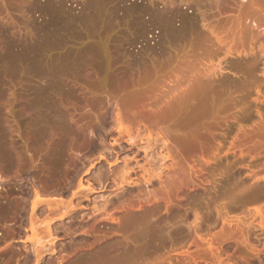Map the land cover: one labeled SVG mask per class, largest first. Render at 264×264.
<instances>
[{"label":"rangeland","instance_id":"obj_1","mask_svg":"<svg viewBox=\"0 0 264 264\" xmlns=\"http://www.w3.org/2000/svg\"><path fill=\"white\" fill-rule=\"evenodd\" d=\"M0 264H264V0H0Z\"/></svg>","mask_w":264,"mask_h":264},{"label":"bare ground","instance_id":"obj_2","mask_svg":"<svg viewBox=\"0 0 264 264\" xmlns=\"http://www.w3.org/2000/svg\"><path fill=\"white\" fill-rule=\"evenodd\" d=\"M37 202V201H36ZM35 203V202H34ZM36 204V203H35ZM32 208H33V206H32ZM31 208V209H32ZM32 211V210H31ZM48 231H50V230H48ZM49 236H51V235H49ZM42 249V248H41ZM36 251V250H35ZM38 252H40V250L38 251ZM40 254V253H39ZM38 255V254H37ZM39 256V255H38ZM38 256H36V257H38Z\"/></svg>","mask_w":264,"mask_h":264}]
</instances>
